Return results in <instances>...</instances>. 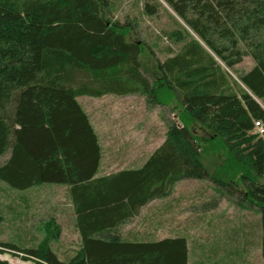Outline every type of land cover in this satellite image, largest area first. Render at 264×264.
I'll use <instances>...</instances> for the list:
<instances>
[{
    "label": "trees",
    "instance_id": "16d2710c",
    "mask_svg": "<svg viewBox=\"0 0 264 264\" xmlns=\"http://www.w3.org/2000/svg\"><path fill=\"white\" fill-rule=\"evenodd\" d=\"M154 1L147 15L157 13ZM160 1L183 24L168 35L180 50L158 61L154 80L140 62L144 44L128 39L131 26L105 17L108 0H0V158L8 157L0 180L20 191L69 186L81 237L67 260L51 248L52 234L20 250L1 241L0 204V253L37 264H189L186 237L130 240L121 229L178 182L209 180L258 211L264 259V136L255 134V122L264 124V0ZM246 57L255 66L234 77ZM109 94L172 106L182 125L169 126L142 167L96 178L103 150L78 98ZM212 145L225 156L213 172L204 158Z\"/></svg>",
    "mask_w": 264,
    "mask_h": 264
},
{
    "label": "rangeland",
    "instance_id": "374dc122",
    "mask_svg": "<svg viewBox=\"0 0 264 264\" xmlns=\"http://www.w3.org/2000/svg\"><path fill=\"white\" fill-rule=\"evenodd\" d=\"M108 1L113 9L105 17L131 26L128 39L145 46L140 57L143 72L154 80L159 79L158 61L164 62L181 48L168 35L180 29L182 21L160 0L153 16L147 15L145 6L155 4L154 0ZM254 66L253 59L246 57L235 67L236 74L231 73L237 77ZM80 101L101 139L103 163L111 166L112 171L128 168L151 156L164 143L169 126L174 122L182 125L172 106L151 105L140 94L123 97L109 94ZM191 129L198 136L207 134L195 123ZM213 147H206L204 152L211 172L225 157L216 154L221 152L218 145ZM7 159V156L1 157L0 165ZM66 190L64 185L43 184L20 191L0 180V204L5 218L1 241L26 250L38 247L52 234L49 244L58 257L61 260L73 257L80 248L81 237L75 231ZM223 192L209 180L178 182L168 199L171 209L164 231L157 236L186 237L189 264H264L258 211L239 207L235 203L239 196L233 198L227 191ZM51 221L54 223L49 231ZM55 225L60 227L58 235L52 233L56 231ZM143 229L150 230L145 225ZM18 254L0 253V259L13 264H37Z\"/></svg>",
    "mask_w": 264,
    "mask_h": 264
},
{
    "label": "crops",
    "instance_id": "0c3cea01",
    "mask_svg": "<svg viewBox=\"0 0 264 264\" xmlns=\"http://www.w3.org/2000/svg\"><path fill=\"white\" fill-rule=\"evenodd\" d=\"M85 97L93 99L92 97H87V96L79 97L78 101L80 104H81L80 99L85 98ZM120 97H123V96H120ZM82 107H83V105H82ZM84 110L86 111L85 108H84ZM87 114H88V112H87ZM90 120H91V118H90ZM91 123L93 125L92 121H91ZM94 129L98 135L99 142H100V145L102 147V142H101V139L99 137V134H98L95 127H94ZM149 157L150 156H146L144 159L140 160L138 163H136V164H134L128 168L119 169L116 171H112V169H110L111 166L104 165L103 157H102V161L100 164L99 171L96 175V178L110 176L112 174L119 173L123 170L138 169V168L142 167L148 161ZM115 167H117V166L114 165V168ZM64 187H66V189L68 188V190H66L67 194H68V200H69L68 206L71 208L72 215L74 218L73 221H74L75 226H76L75 231H77L80 235L79 229L77 227V217H76V213H75V208H74V204H73L72 197H71V189L69 186H66V185H64ZM175 188H176V185L173 187L172 192L174 191ZM172 192H171V194H172ZM171 194L169 196H167L166 198L157 199V200L149 203L145 207H143L140 211V214L137 217H135L134 219H132L131 221H129L126 225H124L122 227V229H121L122 235L125 238H128L130 240L142 239V240H152V241H160V240L167 239V238L183 237V236H177V235H171V236L165 235L162 237L157 236V234H159V235L162 234L161 231H164L163 225L165 223L166 217L169 216V210L171 209V206L168 204V199H170ZM143 225L147 226L148 229H150V230H148L146 232H145V229L141 230V227H143Z\"/></svg>",
    "mask_w": 264,
    "mask_h": 264
},
{
    "label": "built area",
    "instance_id": "2783aa9c",
    "mask_svg": "<svg viewBox=\"0 0 264 264\" xmlns=\"http://www.w3.org/2000/svg\"><path fill=\"white\" fill-rule=\"evenodd\" d=\"M255 134L264 136V124L262 122H255Z\"/></svg>",
    "mask_w": 264,
    "mask_h": 264
}]
</instances>
